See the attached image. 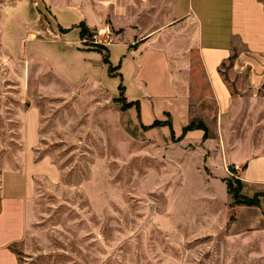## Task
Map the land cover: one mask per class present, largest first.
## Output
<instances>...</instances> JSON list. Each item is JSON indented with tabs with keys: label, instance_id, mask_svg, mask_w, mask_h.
Listing matches in <instances>:
<instances>
[{
	"label": "crops",
	"instance_id": "0c3cea01",
	"mask_svg": "<svg viewBox=\"0 0 264 264\" xmlns=\"http://www.w3.org/2000/svg\"><path fill=\"white\" fill-rule=\"evenodd\" d=\"M40 2L54 22L51 35L40 26L39 0L0 3V52L13 64L6 79L24 103L14 116L33 167L46 160L34 158V148L46 138L44 113L35 100L84 102L88 116H101L135 144L136 155L157 163L158 178L184 182V201H175L174 210L177 203L191 211L200 210L198 205L212 212L224 207L223 223L215 213L203 216L209 222L203 231L216 234L227 226L229 175L240 179L248 197L264 186V152L244 151L242 138L226 139L234 131L230 116L238 100H253L264 90L261 0H119L118 7L111 0ZM80 22L111 33L105 45L113 73L101 51L83 45ZM224 64L234 90L221 71ZM196 117L208 127L207 136L189 126ZM25 181L0 197V256L29 224L25 206L31 188ZM217 187L225 196L222 204ZM259 199L255 205L236 204L231 233L256 232L264 239Z\"/></svg>",
	"mask_w": 264,
	"mask_h": 264
},
{
	"label": "rangeland",
	"instance_id": "374dc122",
	"mask_svg": "<svg viewBox=\"0 0 264 264\" xmlns=\"http://www.w3.org/2000/svg\"><path fill=\"white\" fill-rule=\"evenodd\" d=\"M111 2L118 7L119 0ZM38 6L40 26L51 35L54 22L40 0ZM95 33L101 42L110 41V32ZM228 64L221 71L234 90ZM11 65L0 52V197L22 186L23 177L31 190L25 206L29 224L6 246L0 264H264L263 238L230 232L240 197L230 194L227 226L204 233L209 222L203 216L215 213L223 223L224 207L212 212L198 205L200 210L191 211L177 203L174 210V202L183 199L184 182L158 178L157 163L136 155L135 144L101 116H88L84 102L35 100L44 113L46 138L34 148V158L46 160L33 167L19 143L22 131L14 114L24 103L6 79L13 74ZM230 117L234 131L227 141L242 138L244 151L264 152V90L253 100L239 99ZM195 121L204 124L199 117ZM230 177L227 184L237 190L240 184ZM259 188L261 198L264 186ZM216 194L222 204L220 187Z\"/></svg>",
	"mask_w": 264,
	"mask_h": 264
},
{
	"label": "trees",
	"instance_id": "16d2710c",
	"mask_svg": "<svg viewBox=\"0 0 264 264\" xmlns=\"http://www.w3.org/2000/svg\"><path fill=\"white\" fill-rule=\"evenodd\" d=\"M78 28H79V35H80V38L83 40V45L86 47V48H94V49H97L99 51H101L103 53V61L104 63L108 64V70L110 73H113L114 72V67L110 64V61H109V56H108V49L107 47L105 46V44H102V43H94L92 42V35L95 33L94 30L90 29L89 27H87L85 25V23L83 22H80L78 24ZM60 31H64V29H60ZM85 39V40H84ZM233 57H230V60L232 59ZM120 89H121V86H120ZM122 98V97H121ZM122 100V99H120ZM190 127L192 126H195V127H198V128H201L204 130V136H207L208 135V132H207V128L206 126L198 121H192V123L189 125ZM237 182L240 184L239 187L237 188V190H234L232 191L231 190V185L228 183L227 184V189H228V192L231 194L232 197L235 198V196L237 195L239 198V200L241 201H237V199H235V203L236 204H245V205H255V204H258L260 202V193H256L254 194L253 196L251 197H248V196H245L241 193V188H242V184H241V181L238 180L236 178ZM228 182V180L226 181V183ZM261 199H263L262 201H264V192L261 193Z\"/></svg>",
	"mask_w": 264,
	"mask_h": 264
},
{
	"label": "built area",
	"instance_id": "2783aa9c",
	"mask_svg": "<svg viewBox=\"0 0 264 264\" xmlns=\"http://www.w3.org/2000/svg\"><path fill=\"white\" fill-rule=\"evenodd\" d=\"M92 42H94V43H102V44H106V43H104V42H101V38H100V35L99 34H97V33H94L93 35H92ZM85 40V39H84Z\"/></svg>",
	"mask_w": 264,
	"mask_h": 264
}]
</instances>
